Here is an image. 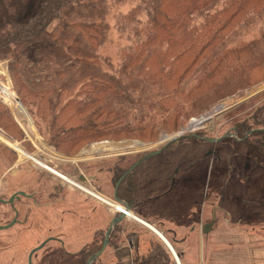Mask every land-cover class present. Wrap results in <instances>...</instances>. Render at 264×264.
Returning a JSON list of instances; mask_svg holds the SVG:
<instances>
[{
  "label": "rangeland",
  "instance_id": "obj_1",
  "mask_svg": "<svg viewBox=\"0 0 264 264\" xmlns=\"http://www.w3.org/2000/svg\"><path fill=\"white\" fill-rule=\"evenodd\" d=\"M38 7V0H29L24 18L35 13ZM130 7L132 4L126 3L121 10L126 12ZM115 13L110 15L112 25L116 21ZM261 26L260 21H252L236 27L222 47H232L242 41L249 44L253 40L261 42L259 46H249L255 56L263 58L260 64L252 62L247 78L242 77L238 81L220 74L214 80L216 88L188 99L191 96L189 90L204 70L203 65H200L183 83L184 94L173 95L172 99L177 104L168 109L159 101L164 96L161 95V89L155 84H145L143 88L134 90V93L139 98V104L145 105L143 111L146 115L142 124H146V128L142 132L97 139L83 146L76 154L62 152L66 150L65 144L59 149L51 144L47 129L50 119L39 115L37 107L33 108L31 114L29 108L22 103L9 70V59L1 58L0 103L7 108L8 116L12 118L9 121L0 117V134L8 140L0 138V198H8L21 188H34L36 182H40L44 188L43 193L57 185L56 187L69 194L72 203L36 208L25 226L17 223L8 230H0V264H28L30 251L50 235L62 237L66 242L65 248L58 242L51 241L37 252L34 264H86L88 247L92 241H96L95 234L103 230L100 222L104 221V210L106 207L113 208L105 202L97 205L92 200L95 199L94 196L82 187L100 195L104 188L114 191L117 166L130 167L133 170L130 178L134 177L135 180L143 177L150 182L156 178L159 180L162 175L170 177L160 186L161 190H166L175 182V192L189 199L183 200L185 208H189L191 200L198 202L197 214L199 217L204 214L203 226L211 224L213 228L209 231L210 234H204V260L199 261L200 256L196 254L195 246V250L191 249L183 254V259L188 264H264V259H249L244 248L250 235L264 240V150L256 142L237 140L232 135L238 121L246 120L254 125L252 117H264V35L261 34ZM125 44L126 35L113 28L108 43L100 52L111 57L117 64ZM68 93L64 98L66 102L71 98ZM137 105L138 103L131 109L132 113L136 111ZM44 116L50 117L49 112ZM133 122L136 127V119ZM261 127H264V121ZM173 137L176 139H172ZM213 138L219 140H208ZM9 142L15 143L23 151L13 148ZM89 146L97 147L94 157L105 152L113 153V156L106 158V162L102 161L101 165L94 163L99 160H93L91 164L82 162L86 178L90 180L85 185L77 180L80 175H70L71 171L65 164L79 157ZM158 150V155H151ZM141 159L143 160L140 162ZM37 161L61 172L76 184L66 182ZM135 163L141 166L132 168ZM99 167L103 169V173L98 171ZM105 170L110 173L106 175ZM91 174L96 177L93 178ZM141 190L145 193L140 194V200L148 192L151 193L149 199L153 204L154 195L161 192L159 188L147 190L142 186ZM174 190L168 193L167 199L174 194ZM46 199L47 197L44 198ZM90 202L92 206H96V216L93 219L96 218L97 221L92 223L88 222L91 208L87 203ZM155 205L142 202L141 206L152 211ZM6 207L0 206L1 215H5L1 219L2 223L13 215L11 210L6 214ZM201 209H205L204 212ZM187 211L188 209L185 210ZM160 215L164 218L163 213ZM146 238L147 247L154 243L152 247L155 250L148 255L147 261L142 262L168 264L163 246L151 237ZM211 244L214 248L212 254L209 253ZM84 249L87 254L83 253ZM98 260L92 264H97Z\"/></svg>",
  "mask_w": 264,
  "mask_h": 264
},
{
  "label": "trees",
  "instance_id": "obj_2",
  "mask_svg": "<svg viewBox=\"0 0 264 264\" xmlns=\"http://www.w3.org/2000/svg\"><path fill=\"white\" fill-rule=\"evenodd\" d=\"M28 3L0 0V59H9L15 90L31 114L37 107L50 119L51 144L57 149L66 145L62 152L69 154L97 139L142 132L145 105L134 90L145 84L161 89L159 101L168 109L200 65L204 70L188 99L216 88L220 74L247 78L252 62L260 64L263 58L249 47L261 45L258 40L222 47L236 27L252 21L262 23L264 35V0H38L37 11L26 19ZM126 3L132 7L124 12ZM113 28L127 38L117 64L100 52ZM47 112L50 117L44 116ZM0 117L12 118L1 103ZM252 118L254 125L238 121L232 135L264 150V117ZM115 169L116 196L129 204L133 170ZM101 246L94 243L91 255Z\"/></svg>",
  "mask_w": 264,
  "mask_h": 264
},
{
  "label": "crops",
  "instance_id": "obj_3",
  "mask_svg": "<svg viewBox=\"0 0 264 264\" xmlns=\"http://www.w3.org/2000/svg\"><path fill=\"white\" fill-rule=\"evenodd\" d=\"M95 150H97V147L89 146L83 153H81V155H79V157H77L76 159H72L71 162H67V164L65 165L68 166L67 168H69V170L71 171L70 175L77 174L80 175L81 178H83L84 175L87 176L85 173L86 171L83 169V161L84 163L91 164L93 160H99L98 162L94 163H98L101 165L102 161L106 162L104 161L106 160V158H108L109 156H113V153L105 152L101 153L99 157L97 155L94 157L93 155L97 153ZM149 159L152 160L151 158ZM150 160L146 162L148 163L150 162ZM69 163L71 165H69ZM139 165L135 166L134 168L138 167ZM102 170L103 169L99 167L98 171L100 173H103ZM105 172L106 175L110 173L107 170H105ZM91 175L93 178L96 177L95 174ZM159 178V180L156 178L150 182H148L146 179H143V177L139 178V180H135L134 177L131 178L134 183L132 198H130V200L126 202L131 205V211L137 218L126 216L125 218L113 224L109 236L108 245L105 251L102 253L103 255H106L100 261L103 260L105 264H145V262L142 261H147L148 255L152 253L153 250H155L152 247V245L154 246V243H152L150 247H147L148 239L146 238V236L151 237V239L156 240L157 243L163 246L165 253H167L168 264H175L176 262L177 264H188L183 259V254L186 253V251H190L191 249L195 250V246L197 251L196 254H199L200 256L199 261L202 262L204 260V234H210L209 231L213 228V226L209 231L205 232L204 228L208 225L203 226L204 214H202V217H199L197 214L198 202H196L195 200H191L189 208H185L183 200L185 198H188L183 194H178L177 192H175V182L171 183V185L166 190H161L162 188L160 186L164 185L166 181L170 179V177L165 178V176L162 175ZM145 182H147V184ZM140 185L147 190H155L159 188L161 191L160 194L154 195V204L156 205L152 211H148L145 207L141 206L142 202L151 205L154 204L149 199V197H151V193L148 192H146L145 198L140 200V194L145 193V191L141 190ZM107 189L104 188L101 190L102 195H104L108 199L122 202V200L116 198V190L108 191ZM173 190L174 194L171 195L169 199H167L168 193L172 192ZM178 191L181 192L180 190ZM92 200L95 201L97 205H101V202H103L97 198ZM87 204H89L88 206H90L89 208H91L89 211L90 214L88 215V222L92 223L94 221H97L96 218L93 219V217L96 216V206H92L91 202ZM186 209H188L187 212H185ZM201 210L202 212H204L205 209ZM160 213H163L164 218L160 215ZM119 215H121V213L114 211V209H111L110 207H106L103 214L104 221L102 220V218L100 219L103 221L100 222V227H102L103 230H108L113 220ZM137 215L141 218H138ZM108 217L110 218L108 219ZM141 220L145 221L153 228H151L149 225H146V223ZM159 224L162 226H159ZM156 229L161 233H159ZM248 237L249 238L244 243V248L246 250V253L248 254L249 259H264L263 238H256L253 235H250ZM91 243L94 244L95 241H92ZM170 246L174 251H176L175 253H177V256H179L180 260L176 259ZM190 246L191 248H189ZM209 253H214L212 244ZM103 255H101L100 258H102Z\"/></svg>",
  "mask_w": 264,
  "mask_h": 264
},
{
  "label": "flooded vegetation",
  "instance_id": "obj_4",
  "mask_svg": "<svg viewBox=\"0 0 264 264\" xmlns=\"http://www.w3.org/2000/svg\"><path fill=\"white\" fill-rule=\"evenodd\" d=\"M86 177L87 176L84 175L83 178L80 177V178H77V180L80 181V182H83L86 185V183H89V181H90L89 178L87 179ZM63 180H65L68 183L71 182V181H68L66 179H63ZM71 183L74 184L73 182H71ZM56 186L57 185H55L54 188L51 189L50 191L47 190L48 192L43 193L42 191H44V188L41 186L40 182H36L34 188L30 186L29 188H21V189H18L16 191H14L12 195H15V197H14V200L12 202H9V200H10L12 195L10 197H8V198H3V197L0 198V206H7L6 208L8 210L6 211V214H9L10 210L12 211V214H13L12 218L10 217L5 223H2L1 219L5 215H1V213H0V225H7V224H11L12 223V225L10 226V228H11L14 225H16L17 223H19V224H22V226L23 225L25 226L26 223L28 222V220L30 219V217L33 216L34 209H36V208L40 209L41 207H45V206H48V205L50 206V205H53V204L61 205L62 203L64 205H70L72 203V200L70 201L69 194L67 195L66 193H64L63 189H60L59 187H56ZM87 193L92 195V196H94L96 198V196L93 195L92 193H90V192H87ZM46 197H47V199L44 200V198H46ZM97 199H99V198H97ZM2 200H5L6 202H3ZM99 200H101V199H99ZM101 201H103V200H101ZM18 202H20L19 206L17 205ZM107 231L108 230H104V231L100 230V231H98L95 234V237H96L95 238L96 239L95 243L102 242V245H103V243L105 241V238H106ZM109 236H110V234H109ZM45 241H47V243L44 245V247L48 243H50L51 241L58 242L62 248H65V245H66L65 244L66 242H65V240H63L62 237H58V236H54V235L48 236L44 241H42L41 244H43ZM108 242H109V237H108ZM41 244H39L38 246H40ZM38 246L34 247L33 249L37 248ZM91 246H92V244H90L89 247H88L89 248L88 259L92 256L91 255ZM86 247H87V245L85 246V248ZM33 249L30 251L29 256L27 257L28 258L27 259V263L28 264H29L30 256H31V262H32V264H34V260L33 259L35 258V256H37V252H39L42 248L31 254ZM85 250L86 249H84L83 253H86ZM88 259H87V261H88ZM98 259H100V257H98L93 262L97 261ZM97 264H105V263L102 262V261H99Z\"/></svg>",
  "mask_w": 264,
  "mask_h": 264
},
{
  "label": "water",
  "instance_id": "obj_5",
  "mask_svg": "<svg viewBox=\"0 0 264 264\" xmlns=\"http://www.w3.org/2000/svg\"><path fill=\"white\" fill-rule=\"evenodd\" d=\"M172 139H176V137H173ZM208 140H210V141H218L219 138H217V139H214V138H213V139H208ZM159 152H160V150L155 151V152L151 153V155H155V154L158 155ZM137 165H138V163H135V164L132 166V168H134V167L137 166ZM120 183H121V180L118 182L117 186H119ZM116 189H117V187H116ZM14 197H15V195H12L11 198H10V200H9V202H12V201L14 200ZM116 198H117V196H116ZM2 201H3V202H6L5 200H2ZM126 211H127V212H132V211H131V205L126 204ZM126 216H127L126 213H122L121 215H119L118 217H116V218L113 220V222H112L110 228H109L108 231H107L106 238H105V241H104L102 247L99 249L98 252H96L95 254H92V256L88 259V261H87L86 264H92L94 260H96L98 257H100L101 255H103L102 253L105 251V249H106V247H107V245H108V237H109V234H110V232H111V229H112L113 224H114L115 222H117V221H119V220L125 218ZM141 221H143V220H141ZM143 222L146 223L145 221H143ZM11 225H12V223H11V224H7V225H0V230H2V229H6V228L8 229ZM146 225H149V224L146 223ZM149 226H150L151 228H153L151 225H149ZM211 227H212L211 224H209L208 227L205 226L204 231H205V232L209 231V230L211 229ZM46 243H47V241H45L43 244H41V245L38 246L37 248L33 249V251L31 252V254L34 253L35 251H37V250L43 248L44 245H45ZM170 247H171V246H170ZM171 249H172V251H173V253H174L176 259L179 260L177 254L175 253L176 251H174L172 247H171ZM29 264H32V262H31V256H30V258H29Z\"/></svg>",
  "mask_w": 264,
  "mask_h": 264
},
{
  "label": "built area",
  "instance_id": "obj_6",
  "mask_svg": "<svg viewBox=\"0 0 264 264\" xmlns=\"http://www.w3.org/2000/svg\"><path fill=\"white\" fill-rule=\"evenodd\" d=\"M49 167V166H48ZM51 168V167H50ZM52 169V168H51ZM52 171L57 174L59 177L63 178V179H66L68 181H71L73 182L74 184H76L74 181L70 180L67 176L61 174V172H58L56 171L55 169H52ZM82 187V186H81ZM84 188V187H82ZM85 189V188H84ZM86 190V189H85ZM87 192H90L92 193L93 195L97 196L94 192H92L90 189H87L86 190ZM101 198V197H100ZM106 204H108L109 206H111L116 212H119V213H126L127 216H132L134 218H137L133 212H127L126 211V204L125 203H122V202H118V201H115V200H111V199H106V198H101Z\"/></svg>",
  "mask_w": 264,
  "mask_h": 264
},
{
  "label": "bare ground",
  "instance_id": "obj_7",
  "mask_svg": "<svg viewBox=\"0 0 264 264\" xmlns=\"http://www.w3.org/2000/svg\"><path fill=\"white\" fill-rule=\"evenodd\" d=\"M0 138H2L3 139V141H8L6 138H5V136H3V135H1L0 134ZM9 144H12L13 146V148H15V149H17V150H19V151H23L18 145H16L15 143L13 144V143H11V142H9ZM37 163H41V166H43V167H46L47 169H49V170H51L52 171V169L50 168V167H48L47 165H45V163L44 162H40V161H37ZM53 172V171H52ZM74 181V180H73ZM84 189V188H83ZM86 189V188H85ZM84 189V190H85ZM89 189V188H88ZM87 190V189H86ZM97 196H96V198H99V199H101V198H103V196L102 195H99V194H97V193H95ZM101 197V198H100ZM105 198V197H104ZM103 198V199H104ZM102 200V199H101ZM158 231V230H157ZM159 232V231H158ZM159 233H161V232H159ZM164 236V235H163Z\"/></svg>",
  "mask_w": 264,
  "mask_h": 264
}]
</instances>
